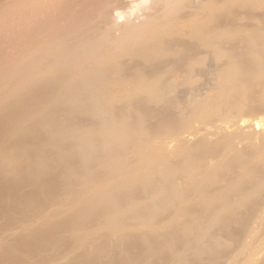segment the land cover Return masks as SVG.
Listing matches in <instances>:
<instances>
[{
    "label": "bare ground",
    "instance_id": "1",
    "mask_svg": "<svg viewBox=\"0 0 264 264\" xmlns=\"http://www.w3.org/2000/svg\"><path fill=\"white\" fill-rule=\"evenodd\" d=\"M0 176V264H264V0H0Z\"/></svg>",
    "mask_w": 264,
    "mask_h": 264
},
{
    "label": "rangeland",
    "instance_id": "2",
    "mask_svg": "<svg viewBox=\"0 0 264 264\" xmlns=\"http://www.w3.org/2000/svg\"><path fill=\"white\" fill-rule=\"evenodd\" d=\"M0 178H1V179H0V184L2 185V183H1V182H3V183L5 184V186H6V187H8L9 185H7V184H8V181H7V179H6L4 176H3V177H1V176H0ZM3 178H5V179H6V181H5V179H4V180H2ZM5 182H6V183H5ZM4 184H3V187H5V186H4ZM10 186H11V185H10ZM6 187H5V189H7V190L5 191V190H4V188H3V190H4V191H2V192H4V194H3V195H6V197H5V198L3 197V198H4V199H3V201H4L5 199H6V200H9V199H10V198H9V197H10V195H8V193H9V189H8V188H6ZM38 193H39V192H38ZM23 198H24V197H23ZM22 203H23V202H22ZM12 215H13V213H12ZM3 219H4V218H3Z\"/></svg>",
    "mask_w": 264,
    "mask_h": 264
}]
</instances>
